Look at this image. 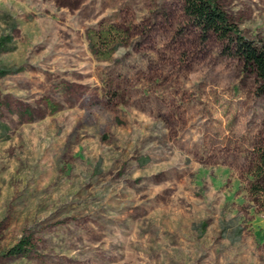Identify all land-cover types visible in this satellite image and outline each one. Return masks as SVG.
<instances>
[{
  "label": "rangeland",
  "instance_id": "374dc122",
  "mask_svg": "<svg viewBox=\"0 0 264 264\" xmlns=\"http://www.w3.org/2000/svg\"><path fill=\"white\" fill-rule=\"evenodd\" d=\"M219 1L264 38V0ZM2 42L0 264H264V96L183 0H0Z\"/></svg>",
  "mask_w": 264,
  "mask_h": 264
},
{
  "label": "trees",
  "instance_id": "16d2710c",
  "mask_svg": "<svg viewBox=\"0 0 264 264\" xmlns=\"http://www.w3.org/2000/svg\"><path fill=\"white\" fill-rule=\"evenodd\" d=\"M187 17L199 29L202 37L208 40L215 36L224 44L223 53L236 57L245 71L253 72L257 79V91L264 96V38L253 40L244 35L231 19L219 0H183ZM130 31L114 24H100L87 32L89 48L99 61H109L115 51L129 39ZM0 44V53L5 51ZM252 177L250 195L264 214V143L254 149L249 166ZM29 241L21 240L8 253L23 256L29 252Z\"/></svg>",
  "mask_w": 264,
  "mask_h": 264
}]
</instances>
